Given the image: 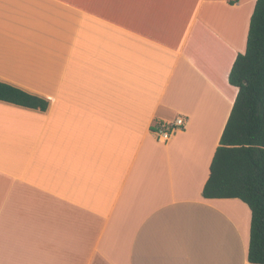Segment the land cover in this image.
<instances>
[{"label":"crops","instance_id":"0c3cea01","mask_svg":"<svg viewBox=\"0 0 264 264\" xmlns=\"http://www.w3.org/2000/svg\"><path fill=\"white\" fill-rule=\"evenodd\" d=\"M257 0H0V264H247L202 191ZM185 125L167 141L155 122Z\"/></svg>","mask_w":264,"mask_h":264},{"label":"trees","instance_id":"16d2710c","mask_svg":"<svg viewBox=\"0 0 264 264\" xmlns=\"http://www.w3.org/2000/svg\"><path fill=\"white\" fill-rule=\"evenodd\" d=\"M238 0H229L234 4ZM229 81L238 87L233 108L210 165L202 194L238 198L251 210L247 264H264V0H257L245 53H240ZM0 100L46 110L48 102L0 81ZM161 125L155 122L152 130Z\"/></svg>","mask_w":264,"mask_h":264},{"label":"built area","instance_id":"2783aa9c","mask_svg":"<svg viewBox=\"0 0 264 264\" xmlns=\"http://www.w3.org/2000/svg\"><path fill=\"white\" fill-rule=\"evenodd\" d=\"M185 121L186 120L183 116H177L173 122L161 123L159 128L154 131V134L158 139L167 141L176 131L184 127Z\"/></svg>","mask_w":264,"mask_h":264}]
</instances>
